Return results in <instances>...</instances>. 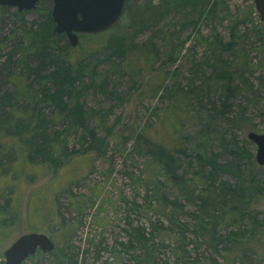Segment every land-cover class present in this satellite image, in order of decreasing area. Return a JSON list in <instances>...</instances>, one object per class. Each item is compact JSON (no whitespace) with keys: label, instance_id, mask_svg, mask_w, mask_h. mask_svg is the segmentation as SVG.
<instances>
[{"label":"rangeland","instance_id":"rangeland-1","mask_svg":"<svg viewBox=\"0 0 264 264\" xmlns=\"http://www.w3.org/2000/svg\"><path fill=\"white\" fill-rule=\"evenodd\" d=\"M147 1H150L149 4ZM172 3V0H130L129 6L132 9L123 14L115 30V35L120 38H115L116 42H120L122 48L127 50V60L123 63L113 59L110 61L101 53L99 61L95 62L97 83L89 86L91 78L87 76L76 85L77 101L87 111L83 118L87 120L88 130L95 131L99 141L107 137V143L103 141L96 146L95 151L85 153L82 146L86 142L79 136L84 135L89 141L88 134L80 128L76 131L69 128L68 120L60 117L49 103L39 104H43L42 113L47 118L56 117V120L49 122L46 134L50 137L55 132L62 133L57 143H66V156L60 149V155L55 154L63 164L54 173L50 170L43 172V169L33 172L22 170L19 173L20 183L14 180L10 188L13 190L15 186L16 191L21 189L22 200L19 204L15 203L16 194H9L10 190L0 196V205H5L7 210L5 214H0V218L9 217L12 220L11 225L6 224V233L0 236V264H4V250L14 239L20 234L31 232L47 233L55 246L52 251H37L23 264H139L138 261L146 264L145 247L135 241L134 229L145 231L147 245L149 248L154 247V264H180L184 260H195L197 264H264V229L258 230L259 233L252 240L247 236L232 248L227 242L226 259L222 254L206 248L200 238L194 237L189 215L195 206L186 201H176L180 206L174 207L173 217L180 224L188 225H184L187 227V254L181 256L183 251L179 250L178 258H181L178 261L177 252H174L178 243L173 241L174 235L169 236L166 231L169 221L156 212L158 204L155 201L152 202V209L145 205L151 199L148 197L149 190L154 186L153 178L144 176L142 172L149 155L139 151V147L144 145L142 138L136 142L140 134L167 148L174 146L177 135L183 136V146L189 148L200 133V140L206 142V155L210 157L216 154L218 163L228 165L232 158L226 156L227 152L223 150L218 136L227 142V150L232 147L240 150L243 148L252 153L254 160L255 145L243 139H247L250 131L264 133V53L257 49L264 39L249 31L250 25L259 18L253 16V22L239 28L238 46L246 49L244 60L251 63L247 64L242 76L235 81L241 90L225 106H222L225 94L222 89L213 87L210 80L211 67L205 64L207 61L209 65H214V62L209 59V53L200 40L201 37L211 39L214 31L227 40L228 16H239L250 4L253 5V1L219 0L217 14L202 19H198L199 7L176 9ZM38 6L34 11L19 13L15 7H0V98L16 94L12 75L20 69L16 62L18 55L14 52L8 58V53L13 51L16 38L21 35L23 37V27L37 28L32 23L45 20L51 2L40 1ZM135 6L140 7L136 10ZM193 30H196L194 34ZM191 33L193 36H190ZM22 40L25 41V38ZM66 42L63 34L61 39H56L59 46ZM172 46H176L177 51L179 48L177 58L173 62H165ZM143 48L151 50L152 58L157 56L156 62L142 71L134 72L124 68L126 62L140 54ZM79 52L70 50L69 59L78 56ZM227 58L229 56L224 54L223 59ZM34 76L31 74L29 78L32 83L30 96L42 88ZM153 80L162 82L157 92L150 90ZM201 85L202 91L198 89ZM190 88L193 89L189 94L190 104L197 108L193 112L195 118L192 122L182 120L179 132L174 136L170 123L164 125L165 115L171 113L168 106L174 102L175 93L181 96V91ZM197 99L202 101V108L197 104ZM64 101H68V98L65 97ZM0 103V119H10L11 106L1 100ZM17 103L30 105L24 99ZM69 104L72 107L73 101ZM21 115L24 116L22 112L16 114L17 119ZM54 146L57 147V144ZM8 153H0L3 159L0 161L6 163ZM187 153L189 156L183 158L180 171L185 169L188 178L196 171L207 175L210 167L203 165L200 168L190 149ZM19 158L17 165H22L25 158ZM189 161L193 164L187 168ZM249 162L242 158L243 166H248ZM251 173L255 175V182L261 179V185L264 184V165L256 164ZM26 175H34L36 178L26 183ZM153 176L159 183L160 192L169 201L175 202L173 191L164 177L157 171H154ZM215 180L214 183L207 181V185L215 188L222 181L235 183L229 172L218 173ZM197 189H204V185L200 184ZM262 194L254 198L250 213L260 223L264 222V191ZM16 205H19L18 209ZM167 207L173 208L172 204ZM54 210L60 216L62 226L59 223L42 222V219L53 218ZM244 213L246 216L237 223L241 229L249 228L250 223L249 214ZM156 227L159 229L156 230ZM231 231H237V226L229 222L219 230L222 234L227 232V235Z\"/></svg>","mask_w":264,"mask_h":264},{"label":"trees","instance_id":"trees-1","mask_svg":"<svg viewBox=\"0 0 264 264\" xmlns=\"http://www.w3.org/2000/svg\"><path fill=\"white\" fill-rule=\"evenodd\" d=\"M172 1L173 7L176 9L185 6H190L191 8L199 7L198 19L212 17L218 12L217 5L219 0ZM129 2L130 0L126 1L123 14L131 11L132 8L129 6ZM149 2L150 1H147L146 3L149 4ZM148 6L149 5H147V7ZM135 7L136 10H138L140 6ZM46 13L43 22L32 23L36 25L37 28L23 27V37L21 35V37L16 38L13 44V51L8 53V58H10L14 52L18 55L16 62L19 64L20 69L18 72L12 73V82L15 84L16 94L4 95L0 98L3 103L11 106L12 109L10 119H0V153L5 154L8 153L7 150L9 151L7 156V159H9L6 163L0 161V196H3L10 190L9 194H16V204H19L20 200H22L21 189L16 191L17 189L15 186H13V190L10 188L14 180L20 183L21 178L18 175L22 170L33 172L38 169H43V172L50 170L54 173L61 168L63 164V161H61L60 158L58 159L55 154H59L60 149L62 154L66 156V143L63 145L57 143L60 141L59 137L62 133L55 132L50 137L46 134V128L49 122L51 120H56V117L52 116V119L47 118V116L42 113L43 104L49 103V105H52L60 117L68 120L69 128H73L74 131L80 128L82 132L88 134L89 141H87L86 136H79L82 141L86 142V145L82 146L85 153L95 151L96 146L100 143L102 144L103 141L107 143L108 138L105 137V139L99 141L95 131L88 130L87 120L83 118L87 111L82 109L77 101L78 94L76 85L77 83H82L83 79L87 76L91 78L89 86L97 83L95 79L97 74L95 62L99 61L98 56L101 53L104 54V58H107V60H119L120 63L127 60L128 56L127 50L122 48L120 42H116L117 38L120 39L115 35L118 23L113 28L102 33L94 35L79 34V42L75 47H71L67 42L59 46L56 43V39H61L62 34L52 33L54 24L50 15V10H46ZM134 13L135 12H133V14ZM253 16L258 18L254 6L250 4L246 8V11L239 16H235L234 18L228 16L230 21L227 27V40L221 38L215 31L212 33L211 39L202 37L200 39L202 42L201 44L209 53V59L214 62V65H209L207 61L205 63L211 67L212 72L210 80H212V85L215 89H222L225 94L222 106H225L226 103L232 99L234 94L241 90L240 85H237L235 81L239 76H242L243 71L251 63L250 61L244 60L247 56V51L242 46H238L239 42L237 40L240 38L239 28L246 26L247 23L253 22ZM249 28L250 32L264 39V23H261L259 19H257L256 23L250 25ZM195 32L196 30H193V34ZM14 33L15 32L12 31L13 35ZM193 34L191 33L190 36H193ZM22 38H25V41H23ZM74 49L80 52L78 56L71 60L68 57V52ZM257 49L264 53V41L257 46ZM177 52H179V48L177 51L176 46H172L170 52L167 54L165 62H173L177 58ZM224 54H227L229 58L223 59ZM151 55L152 52L150 49L143 48L140 50V54L135 55L131 61L128 60L126 62L124 68L128 71H142L143 68L151 66L156 62L157 56L155 55V57L152 58ZM32 62H34V64H30ZM31 74L35 75L34 80L40 83L42 88L40 90H35L33 95L30 96L29 89L32 87V83L29 81V78ZM170 74H172V72ZM153 81V86L149 88L157 92L159 86L162 87V82L160 80H157V82H155V80ZM101 83L99 82V84ZM203 85H206V83ZM203 85L198 88L200 91L203 90ZM192 90L193 89L190 88L186 91H181V96L176 92L173 98L174 102L168 106V110L171 109V113H166L164 125L170 123L172 127L171 131L174 136L176 132H179L182 120L186 119L192 122L195 118L193 112L194 110L196 111L197 108L193 104H190L191 99L189 96ZM65 97L68 98V101H64ZM22 99L30 105H19L17 102ZM71 101H73L72 107L69 104ZM41 103H43L42 106L39 105ZM197 104L201 106V108L203 107L201 100H198ZM19 112H22L24 116L21 115V117L17 119L16 114ZM141 138L144 141V145L139 147V151L144 155H149L144 163L142 172L145 173L144 176L153 178L152 182L154 186L153 189L149 190L150 195H148V197H151V199L149 202L145 203V205L148 209H152L154 206L152 202L155 201L156 205L158 204L156 212L161 213L167 221H169L170 225L166 231L169 233V236L173 234V241L178 243V247H176L174 251L177 252L178 261H180L179 259L181 256L187 254L185 248L187 244L185 242V231L188 225L180 224L179 221L173 217L175 214L174 207L180 206L176 201H186L195 206V209L189 215L191 218L189 225L192 223L191 227L194 237L196 239L200 238L206 248L216 254H222L226 259L227 242L231 244L232 248L239 242H242L247 236L252 240L257 235L258 230L264 229V222L260 223L257 220L255 221L253 219L254 216L252 217L250 214L251 203L254 198L263 195L262 192L264 191V184L261 185V179L255 182V175L251 173V169L255 168L256 164L250 151H246L242 148L241 150H244L243 152L239 148L233 147V150H227V142H223L221 136H218L222 141L220 144L223 146V150L227 152L226 156L230 155L232 158L230 164L227 165L218 163L216 154H211L210 157L206 155V142L204 143L200 140V133L197 134V137L189 148L183 146V136H176V142L172 148H167L159 142H154L146 138L143 134L139 135L136 142L138 143ZM213 139H216V137ZM243 141L250 143V141L245 138ZM54 144H57V147H55ZM147 145H150L151 148ZM189 149L192 154H194L195 161L199 163L200 168L203 165H208L210 167L207 175L202 174L201 171H196L193 173L192 177L188 178L185 169L184 171H180L183 158L189 156L187 153ZM19 156L25 158V162L22 165H17V161L20 160ZM242 158H245L246 161H250L248 166H246L247 164H244V166L242 165ZM192 164L193 163L189 161L186 167L188 168L192 166ZM154 171H157L158 174L164 177L173 191L175 202L169 201L166 195L160 192L159 183L155 179V176H153ZM219 171L221 173H231L235 179V183L230 184L227 181H222L218 187L215 188H213L212 185H207V181H212V183L216 182L215 178L218 173H220ZM35 178L36 176L34 175H26L25 182H32ZM200 184L204 185V189H197ZM16 186H18V184ZM168 204H172L173 208H168ZM18 206L19 205H16L15 207L18 209ZM5 211H7L5 210V205H0V214H5ZM54 211L55 214L53 218L42 219V222H47L48 224L59 223L62 226L63 224L59 218L60 216L56 210ZM244 212H247L250 218V223H248L249 228L247 229H241L240 224L237 225L238 221H242V217L246 216ZM14 215L12 216L14 217ZM228 222L235 224L237 226V231H231L229 235H227V232L223 234L220 233V228L227 226ZM6 224L11 225L12 220H10L9 217L6 219L3 217L0 218L1 237L6 233ZM158 229L159 228L156 227V230ZM134 230L136 234L135 241L139 246L145 247V263L154 264L152 256L154 247L149 248L147 245L145 231L140 229ZM179 250L183 251V255L181 254L178 258ZM32 256L33 255L28 258H32ZM138 262L140 264V261ZM180 264H197V262L195 260H184L180 261Z\"/></svg>","mask_w":264,"mask_h":264},{"label":"water","instance_id":"water-1","mask_svg":"<svg viewBox=\"0 0 264 264\" xmlns=\"http://www.w3.org/2000/svg\"><path fill=\"white\" fill-rule=\"evenodd\" d=\"M53 34L65 35L75 47L79 34H98L113 28L121 19L127 0H52ZM261 23H264V0H252ZM39 0H0V5L15 6L19 11L37 8ZM247 139L256 147L254 160L264 165V133L250 131ZM54 242L46 233H23L4 250V264H23L37 251H52Z\"/></svg>","mask_w":264,"mask_h":264},{"label":"flooded vegetation","instance_id":"flooded-vegetation-1","mask_svg":"<svg viewBox=\"0 0 264 264\" xmlns=\"http://www.w3.org/2000/svg\"><path fill=\"white\" fill-rule=\"evenodd\" d=\"M40 1H50L51 2V7H50V15H51V9H52V5H53V1L52 0H39V2ZM39 2L37 3V7H39L38 5H39ZM0 7H15V6H10V5H0ZM16 8V7H15ZM35 9H32V10H21V11H19L17 8H16V11L19 13V12H22V11H26V12H28V11H34ZM51 18H52V16H51ZM52 21H53V19H52Z\"/></svg>","mask_w":264,"mask_h":264}]
</instances>
